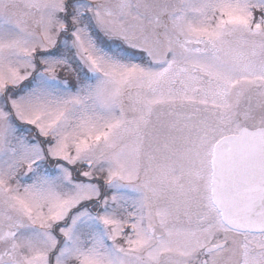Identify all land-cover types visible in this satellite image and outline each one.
Wrapping results in <instances>:
<instances>
[{"label":"snow or ice","instance_id":"6c2138e0","mask_svg":"<svg viewBox=\"0 0 264 264\" xmlns=\"http://www.w3.org/2000/svg\"><path fill=\"white\" fill-rule=\"evenodd\" d=\"M0 264H264V0H0Z\"/></svg>","mask_w":264,"mask_h":264}]
</instances>
